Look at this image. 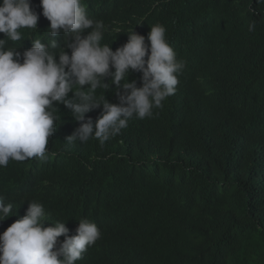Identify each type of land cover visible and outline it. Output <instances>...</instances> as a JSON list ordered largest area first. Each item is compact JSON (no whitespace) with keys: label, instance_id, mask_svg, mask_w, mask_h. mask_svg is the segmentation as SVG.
Returning a JSON list of instances; mask_svg holds the SVG:
<instances>
[{"label":"trees","instance_id":"1","mask_svg":"<svg viewBox=\"0 0 264 264\" xmlns=\"http://www.w3.org/2000/svg\"><path fill=\"white\" fill-rule=\"evenodd\" d=\"M81 2L106 26L101 44L113 51L127 32L147 37L151 25H163L184 65L177 90L153 118L131 119L103 146L93 138L67 144L80 123L56 103L48 144L55 155L0 168V198L14 214L0 221V234L35 201L44 206L45 227L65 222L70 236L81 219L99 227L101 238L76 264H264V3ZM31 5L37 29H21L20 41L5 44L21 62L32 40L53 39L40 0ZM54 39L63 47V33ZM141 76L132 71L129 82L140 87ZM115 92V85L99 87L95 97L118 103ZM102 110L86 119L95 122Z\"/></svg>","mask_w":264,"mask_h":264},{"label":"clouds","instance_id":"2","mask_svg":"<svg viewBox=\"0 0 264 264\" xmlns=\"http://www.w3.org/2000/svg\"><path fill=\"white\" fill-rule=\"evenodd\" d=\"M40 6L50 21L53 39L47 45L32 40L33 46L23 51L21 62V53L6 49L5 44L20 41L21 29H37L39 14L31 0L0 2V33L6 36L0 39V168H6L10 160L46 161L55 155L48 144L57 130L56 103L65 105L80 123L66 138L67 144L93 138L103 146L127 128L131 119L153 118L155 109H163V102L175 94L184 67L161 24L151 25L147 37L134 29L127 32L128 41L113 51L101 44L106 26L88 17L81 0H40ZM254 28L255 23L249 25V31ZM61 33L63 47L54 39ZM57 48L61 50H50ZM65 49H71V54ZM132 71L142 73V86L135 80L129 82ZM108 77L111 80L106 83ZM111 85L116 86L119 102L110 103L106 98L98 102L97 88ZM70 92L74 93L71 98ZM101 105L103 110L95 122L86 119L87 113ZM12 212L13 205L0 198V221L14 215ZM45 222L44 206L29 202L26 214L0 234V264H76L101 238L97 224L87 219L79 220L74 236L69 235L65 222L48 227ZM61 236L65 239L59 242Z\"/></svg>","mask_w":264,"mask_h":264}]
</instances>
